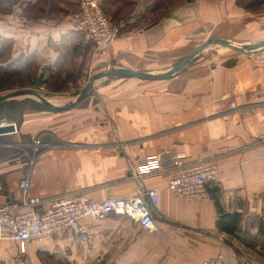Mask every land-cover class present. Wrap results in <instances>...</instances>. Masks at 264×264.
<instances>
[{
	"label": "crops",
	"instance_id": "0c3cea01",
	"mask_svg": "<svg viewBox=\"0 0 264 264\" xmlns=\"http://www.w3.org/2000/svg\"><path fill=\"white\" fill-rule=\"evenodd\" d=\"M35 1L18 0L7 7L14 19L0 20V65L34 52L39 76L76 77L81 86L70 85L66 93L72 94L89 83L85 79L97 68L166 72L212 37L240 45L264 39V8L248 11L238 0H176L168 9L154 8L148 0L144 8L141 0H107L119 14L142 5L145 16L133 18L112 45L97 48L74 22L36 15ZM72 41L79 42L78 52L68 47ZM227 52L199 53L171 78L96 80L78 102L64 97L55 104L67 109L31 105L22 110L19 123L0 118L1 125L15 127L0 134V205L21 199L27 175L30 195L44 199L88 190L93 200H102L162 188L154 211L156 231L146 232L128 217L112 214L88 223L86 244L64 231L30 245L27 263L50 251L68 258L86 254L93 264H199L220 253L227 264H264L262 239L249 246L218 227L221 207L242 214L241 238L248 230L257 237L252 221L264 211V50ZM7 100L0 104L17 105ZM36 137L44 146L33 160ZM162 151H184L190 159L213 162L218 173L207 184L212 198L188 202L166 187V174L150 173ZM16 253L15 243L0 241V258Z\"/></svg>",
	"mask_w": 264,
	"mask_h": 264
},
{
	"label": "built area",
	"instance_id": "2783aa9c",
	"mask_svg": "<svg viewBox=\"0 0 264 264\" xmlns=\"http://www.w3.org/2000/svg\"><path fill=\"white\" fill-rule=\"evenodd\" d=\"M75 28L84 32L97 48L108 47L122 34L132 18L112 23L105 13L101 0H81L80 11L75 15ZM139 32V31H138ZM137 31L134 34L138 33ZM33 160L44 143L36 137L31 143ZM150 173H164L167 188L188 202L212 198L207 184L218 173L217 166L204 157L190 159L186 152L162 151L156 155V164ZM141 177L140 174H136ZM30 175L21 182L20 200L0 205V241L17 245L13 264H28L25 255L33 244L68 231L74 242L86 244L91 239L89 222L100 221L109 215H123L136 222L144 231L158 229L154 211L159 207L161 187H146L126 197L93 200L88 190L63 194L51 199L29 193ZM42 207V209H41ZM199 264H227L223 254H216Z\"/></svg>",
	"mask_w": 264,
	"mask_h": 264
},
{
	"label": "rangeland",
	"instance_id": "374dc122",
	"mask_svg": "<svg viewBox=\"0 0 264 264\" xmlns=\"http://www.w3.org/2000/svg\"><path fill=\"white\" fill-rule=\"evenodd\" d=\"M143 2V8H144V4H146L145 2L147 0H141ZM148 1H153L152 7H157L159 6V8L161 7H165V8H169L171 5H173L175 3L176 0H148ZM12 0H0V8H4V11H0V20L4 19L5 21L9 20L12 23V19H14V14L8 12V6H11L12 4ZM67 2H65L64 4H60V5H56L55 10L58 9L60 10L58 12V14H53L52 15V19L55 22L56 20H65V18L70 21V22H74L76 20L75 15L80 11V7L78 10H71L70 8H68V6L66 5ZM5 6V7H3ZM142 5H140L137 9V11H135V9L133 10H128L125 14H120L118 17L114 18L115 20H111L112 23H119L123 20H126L129 18H138L141 19V17L145 14H142ZM154 7V8H155ZM104 8V6H103ZM264 8V6H263ZM105 13H107L109 16H111L113 18V10L111 8L105 7L104 8ZM66 10V12L64 11ZM69 11V12H68ZM65 12V13H63ZM136 12H139L138 14ZM37 15V14H36ZM41 16V14H38ZM46 16L48 17L47 13ZM157 15L154 16V18ZM151 18H153V16H150ZM236 40V39H235ZM228 51V52H227ZM230 51H232L231 49L221 46L219 44H211L208 47H206L202 52V54H206L208 56H213L216 54H220V53H230ZM262 51V50H261ZM259 52V51H258ZM256 53V52H255ZM113 67H110L109 69H111ZM172 68V67H171ZM170 68V69H171ZM109 69H105L103 70V67L101 68H97L95 69V73L92 72L93 74H91L90 76L87 77V79H85V83L87 81H90V79L93 77L94 74H96V72L99 73L102 71H107ZM167 70V69H166ZM164 73L165 70H161V71H155L154 73L159 74V73ZM167 72V71H166ZM54 77V76H53ZM49 79V78H48ZM47 78H44V76H39L36 79V81H34L35 85L30 86V87H26V88H21V87H16V88H11V89H6L2 92H0V95L6 94V93H10L13 91H17V90H30V91H35L38 92L39 94H41L43 97H45L46 99H48L50 102L54 103V104H59L60 101L64 98V97H68V98H72V99H76L75 94L72 93H66L68 92V90H70V85H77V87H80L81 84L76 81H70L67 82V84L65 83V87L63 89V91H54L53 86L55 84V80H53L49 85H45V81L48 80ZM111 78L109 77H103L97 80V82L99 83V81H110ZM115 79V78H113ZM117 79V78H116ZM77 82V83H76ZM107 82V83H108ZM72 83V84H71ZM75 83V84H74ZM2 84V83H1ZM81 90L80 88L76 89L75 92ZM9 102V104L12 103H16L17 105H13V106H17L16 109H13L12 105H8L5 106L4 104H0V115H2V117H6L8 119H12L15 120L16 122H20V116H21V112L22 110H24L26 107L31 106V105H39V106H43L44 104L40 101V99L34 95L32 96H18V97H13V98H9V100H7ZM5 106V107H4ZM5 110V112H4ZM11 143H13L14 139L10 138L9 140ZM12 148L14 149H24V146H13ZM262 244L264 243V241H260ZM88 247V245H84L79 247V250H86V248ZM7 250V249H5ZM82 256H79L78 258H68L67 256H64L62 253H58V252H40L38 253V257H36V260H29L28 264H93L92 260H91V256H88L86 254H81ZM16 256V254H15ZM15 256L12 258V256L10 257L11 259L7 258H0V264H13L14 263V258Z\"/></svg>",
	"mask_w": 264,
	"mask_h": 264
},
{
	"label": "trees",
	"instance_id": "16d2710c",
	"mask_svg": "<svg viewBox=\"0 0 264 264\" xmlns=\"http://www.w3.org/2000/svg\"><path fill=\"white\" fill-rule=\"evenodd\" d=\"M18 0H13L12 3H17ZM33 7L36 8V14L45 15V9L49 7L47 12L48 16H52L53 14H58L60 10L56 9L55 6L64 4L65 2L68 8L71 10H78L80 7V0H36ZM113 1L101 0L102 7H108V5ZM11 3V4H12ZM115 4V3H114ZM238 5L242 8H245L248 11L259 13L262 11L264 6V0H238ZM27 7L31 9V3L27 5ZM103 8V9H104ZM109 8V7H108ZM105 10V9H104ZM29 11L28 9L24 10V14ZM66 12V10H64ZM63 12V13H65ZM69 12V11H68ZM113 12V11H112ZM107 14V13H106ZM108 15V14H107ZM120 14L113 12V18L111 16L110 19L113 21L114 18L118 17ZM130 25V24H128ZM127 25V26H128ZM126 26V28H127ZM125 28V29H126ZM69 37V38H68ZM71 38V36H65L64 40ZM2 42V37L0 36V44ZM77 41H72L70 44L68 43V47L72 48L74 52H78L80 48V44ZM1 50V48H0ZM65 52V47L62 49ZM38 65L36 54L33 52H23L14 60L6 62L5 64L0 65V92L21 87L26 88L35 85L34 81L38 78ZM54 76V77H53ZM53 80H55V84L53 86L54 91H63L65 87V83L69 81L76 80L71 73H68L66 76L62 75L61 73H57L56 75L49 76V79L45 81V85H49ZM2 83V84H1ZM17 106H14L13 109H16ZM2 118V115H0ZM219 220H218V227L221 231L225 232L226 234L235 237L243 242H245L249 246H253L254 243L258 242L260 239L264 241V211L257 215L252 221V228H257L258 236L253 237L249 235L250 231L246 230L247 232L245 235L246 238H241L240 234H243L245 230H243V219L242 214L240 212H226L221 207H219ZM260 238V239H259ZM264 245V243H263Z\"/></svg>",
	"mask_w": 264,
	"mask_h": 264
},
{
	"label": "water",
	"instance_id": "95a60500",
	"mask_svg": "<svg viewBox=\"0 0 264 264\" xmlns=\"http://www.w3.org/2000/svg\"><path fill=\"white\" fill-rule=\"evenodd\" d=\"M219 44L221 46L227 47L229 49L239 51L245 54H250V53H255L261 50H264V39L255 43L251 44H245V45H240L237 44L230 39L223 38V37H212L208 41H206L204 44H202L200 47H198L193 53L185 57L182 61H180L178 64H176L174 67L169 69L167 72L164 73H151L148 71H137V70H132V69H126V68H111L107 71H102L96 75H94L89 83L82 89L79 90L78 92L75 93L76 96V101L78 102L81 100L83 97H85L89 92L92 91L94 82L100 78L103 77H114V76H119V77H142V78H153V79H166V78H171L174 76L192 57L195 55L199 54L202 52L206 47H208L211 44ZM36 96L40 99V101L45 104L46 106L56 109V110H63L67 109L68 106H58L50 102L48 99L43 97L41 94L35 91H30V90H17L13 91L10 93H6L3 95H0V102L7 100L9 98L13 97H18V96ZM14 125L13 124H6V125H1L0 124V134L6 133L9 131L14 130Z\"/></svg>",
	"mask_w": 264,
	"mask_h": 264
}]
</instances>
